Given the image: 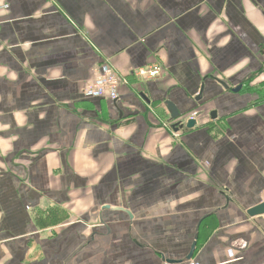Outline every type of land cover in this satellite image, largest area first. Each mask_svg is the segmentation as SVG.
Here are the masks:
<instances>
[{"label": "crops", "instance_id": "0c3cea01", "mask_svg": "<svg viewBox=\"0 0 264 264\" xmlns=\"http://www.w3.org/2000/svg\"><path fill=\"white\" fill-rule=\"evenodd\" d=\"M262 202L264 0H0V264H264Z\"/></svg>", "mask_w": 264, "mask_h": 264}, {"label": "built area", "instance_id": "2783aa9c", "mask_svg": "<svg viewBox=\"0 0 264 264\" xmlns=\"http://www.w3.org/2000/svg\"><path fill=\"white\" fill-rule=\"evenodd\" d=\"M160 73L161 68L155 65L147 68L135 69L132 74L143 80H152L157 78ZM123 84H126V79L118 75L113 68L105 65L100 73L86 84L83 94L89 99H106L111 102H116L118 99L117 90ZM194 117L195 113L191 114L189 118Z\"/></svg>", "mask_w": 264, "mask_h": 264}, {"label": "water", "instance_id": "95a60500", "mask_svg": "<svg viewBox=\"0 0 264 264\" xmlns=\"http://www.w3.org/2000/svg\"><path fill=\"white\" fill-rule=\"evenodd\" d=\"M218 83L223 86L225 89H227V86L222 83V82H219ZM240 89V86H238L237 88L231 90L232 92H237L238 90ZM203 90V85L201 86L200 88V92L198 93V96L195 98V101H200L201 99V92ZM165 107H166V111L169 113V117H170V120L171 121H176L178 118H180V113L178 112L176 106L170 102V101H166L165 103ZM200 114V112H195V117L194 118H188L186 121H184L183 123V127L185 129H191L193 128L195 125H196V120L195 118L198 117ZM215 116V112H211L210 113V117L213 118ZM178 124V122L174 123L172 125V128L173 127H176V125ZM179 128H182V125L179 126ZM110 207H105V209H109ZM247 214L248 216L250 217H254V216H260V215H264V202H262L261 204L251 208L250 210L247 211ZM129 217H130V214H128ZM193 250H194V245L192 246L188 256H187V259H191L192 257V254H193Z\"/></svg>", "mask_w": 264, "mask_h": 264}, {"label": "flooded vegetation", "instance_id": "af4514ba", "mask_svg": "<svg viewBox=\"0 0 264 264\" xmlns=\"http://www.w3.org/2000/svg\"><path fill=\"white\" fill-rule=\"evenodd\" d=\"M196 112H197V111H196ZM184 120H185V118H184V119H180V118H179V120H176L175 122H178V124L176 125V127L179 128L180 125H183V123H184L183 121H184Z\"/></svg>", "mask_w": 264, "mask_h": 264}, {"label": "rangeland", "instance_id": "374dc122", "mask_svg": "<svg viewBox=\"0 0 264 264\" xmlns=\"http://www.w3.org/2000/svg\"><path fill=\"white\" fill-rule=\"evenodd\" d=\"M195 112H196V111H193L192 113H195ZM190 113H191V112H190ZM192 113H191V114H192ZM177 120H179V118H178ZM175 128H178V127H173V129H175Z\"/></svg>", "mask_w": 264, "mask_h": 264}]
</instances>
